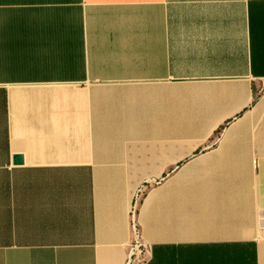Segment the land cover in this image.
<instances>
[{"label":"crops","instance_id":"1","mask_svg":"<svg viewBox=\"0 0 264 264\" xmlns=\"http://www.w3.org/2000/svg\"><path fill=\"white\" fill-rule=\"evenodd\" d=\"M135 203L145 264H264V0H0V264H124Z\"/></svg>","mask_w":264,"mask_h":264},{"label":"built area","instance_id":"2","mask_svg":"<svg viewBox=\"0 0 264 264\" xmlns=\"http://www.w3.org/2000/svg\"><path fill=\"white\" fill-rule=\"evenodd\" d=\"M133 211V210H132ZM131 213L133 214V212ZM134 229V226H132ZM135 237L129 245V251L124 264H145L146 254L148 252L147 246L140 240L139 233L134 229Z\"/></svg>","mask_w":264,"mask_h":264},{"label":"rangeland","instance_id":"3","mask_svg":"<svg viewBox=\"0 0 264 264\" xmlns=\"http://www.w3.org/2000/svg\"><path fill=\"white\" fill-rule=\"evenodd\" d=\"M136 208H137V204L135 203L134 205H133V207L131 208V211L133 212V214L131 213V211H130V213H129V216H131V224H132V226H134V229L136 230L137 229V227H136V216H135V212H136Z\"/></svg>","mask_w":264,"mask_h":264},{"label":"water","instance_id":"4","mask_svg":"<svg viewBox=\"0 0 264 264\" xmlns=\"http://www.w3.org/2000/svg\"><path fill=\"white\" fill-rule=\"evenodd\" d=\"M14 164H21L22 163V157L17 156L13 160Z\"/></svg>","mask_w":264,"mask_h":264}]
</instances>
